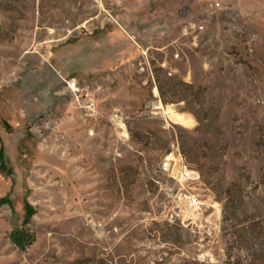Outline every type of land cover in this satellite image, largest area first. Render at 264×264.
<instances>
[{
  "label": "rangeland",
  "instance_id": "rangeland-1",
  "mask_svg": "<svg viewBox=\"0 0 264 264\" xmlns=\"http://www.w3.org/2000/svg\"><path fill=\"white\" fill-rule=\"evenodd\" d=\"M216 1L0 0V264H264V0Z\"/></svg>",
  "mask_w": 264,
  "mask_h": 264
},
{
  "label": "built area",
  "instance_id": "built-area-1",
  "mask_svg": "<svg viewBox=\"0 0 264 264\" xmlns=\"http://www.w3.org/2000/svg\"><path fill=\"white\" fill-rule=\"evenodd\" d=\"M211 1H215V5H218V2L216 0H211ZM176 57H178V55H176ZM177 157L178 158H176L173 153L170 154L169 156H167L166 159H165V162H164V167L169 168L171 164L175 165L176 162L178 161L180 163L179 167L181 169L182 174H184L186 176V179L193 180L194 176H193L192 173H194V172L189 170L187 164L184 162V160H183V158H182V156L180 154H177ZM192 203L196 204L197 203V199L193 198L192 199Z\"/></svg>",
  "mask_w": 264,
  "mask_h": 264
},
{
  "label": "bare ground",
  "instance_id": "bare-ground-1",
  "mask_svg": "<svg viewBox=\"0 0 264 264\" xmlns=\"http://www.w3.org/2000/svg\"><path fill=\"white\" fill-rule=\"evenodd\" d=\"M74 86H75V84L70 83V88H71V89H72ZM167 113H169L173 118L177 119L178 121H179V120H180V121H185L184 116L175 113V111L173 112L172 109H171V110L168 109V110H167ZM169 114H168V115H169ZM185 118H186V117H185ZM186 120H189V119L187 118ZM185 123H186V122H185ZM187 123H188V121H187Z\"/></svg>",
  "mask_w": 264,
  "mask_h": 264
},
{
  "label": "trees",
  "instance_id": "trees-1",
  "mask_svg": "<svg viewBox=\"0 0 264 264\" xmlns=\"http://www.w3.org/2000/svg\"><path fill=\"white\" fill-rule=\"evenodd\" d=\"M3 200H0V203H2ZM29 220V215H27V218L25 219V223L26 221ZM18 238L15 240L18 244L22 245V241L24 240L23 235L19 232H17V234H15Z\"/></svg>",
  "mask_w": 264,
  "mask_h": 264
},
{
  "label": "crops",
  "instance_id": "crops-1",
  "mask_svg": "<svg viewBox=\"0 0 264 264\" xmlns=\"http://www.w3.org/2000/svg\"><path fill=\"white\" fill-rule=\"evenodd\" d=\"M199 1H207V0H199Z\"/></svg>",
  "mask_w": 264,
  "mask_h": 264
}]
</instances>
